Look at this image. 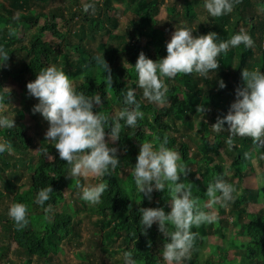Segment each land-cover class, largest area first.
Listing matches in <instances>:
<instances>
[{
  "label": "trees",
  "instance_id": "obj_1",
  "mask_svg": "<svg viewBox=\"0 0 264 264\" xmlns=\"http://www.w3.org/2000/svg\"><path fill=\"white\" fill-rule=\"evenodd\" d=\"M2 0L0 1V46L7 47L8 36L16 40V34L20 38H26L27 43L20 45L17 49H5L8 53L6 61L0 63V77L10 76L13 80L26 85L27 82L35 79V74L41 68L55 64L63 67V70L73 81L77 90L86 94L99 92L102 98V105L106 104L109 97L117 109L121 107V90L128 87L135 89L136 99L140 101L143 118L138 119L135 128H127L122 124L120 138L115 145L117 148L118 165L110 175L104 176V182L108 187L101 197V202L94 204L93 214L96 219L92 226L99 236L101 246L110 245L122 247L121 253L125 250L132 253L135 264H164L160 255L163 237L157 230L154 223L142 234L138 227L139 207H162L167 213L169 211L166 190L151 193V200L144 198L136 190L132 179L131 170L127 171L125 179L119 177L124 168H131L136 162L139 144L145 141L158 143L155 137L167 136L168 147L175 146L181 153V162L186 167V172L180 177L186 185L193 188V194L201 198V203L206 204L209 199L205 189L210 181L216 176L222 175L229 182V177H236L239 180L253 173V166L247 161L250 153L254 152L257 161L261 162L264 172V145L258 147L249 137H234V146L229 149L224 143L227 133H213L209 128L217 117L214 111L221 112L223 117L229 110L230 104L235 99V90L243 86L241 69L259 68L264 73V14L252 13L251 0H239L234 4L231 12L213 17L204 11L200 15L194 13L192 0H172L166 6L168 12L167 29L175 30V27L190 26L194 24L193 35L205 34L209 31L217 33L218 40L229 39L242 26L252 37L254 44L245 47L243 44L230 47L226 52L218 55V68L210 71L207 78L196 73H177L174 77H164L168 84L165 93L166 104L148 102L142 96V89L136 84V74L133 68L138 53L144 54L153 59L162 58L166 55V42L164 31L159 30L155 20V11L160 4L157 0H98L95 1L99 12L96 17L83 15V22L71 33L75 43L70 45L67 37L57 29L56 19L66 20L63 6H53L45 10V7L54 0ZM103 4H102V2ZM113 2L126 3L133 9L134 16L127 21L126 30L119 35L117 18L110 14L113 10ZM100 3V4H99ZM34 7V10H31ZM179 7V9H178ZM81 11V9H79ZM34 11L33 13H31ZM103 15V17H102ZM70 17L76 18L75 13ZM43 19L42 22H39ZM185 21V24L182 21ZM172 22V23H169ZM175 23L176 26H173ZM192 27V26H191ZM10 28L14 32L10 34ZM26 29V33H18L17 29ZM260 32V34L258 33ZM51 34L60 43L55 46L53 42L45 39L46 34ZM3 34V36H2ZM106 36L110 42L109 46L102 48L103 44L93 45L96 36ZM115 39V41H114ZM20 53V59L12 63V55ZM102 53L107 61L112 75L111 88L107 87L104 75L98 65L92 62V58ZM4 63V65H3ZM217 80H222L224 88H219ZM3 80L0 79V88H4ZM0 93L7 95L6 89H0ZM12 90L4 104L9 102ZM35 102L27 103L34 105ZM203 104L208 111L204 113L203 119L198 117L197 128L188 138L194 140L200 138L196 150L191 152L190 145L183 136L177 137L180 129H192V118L197 105ZM32 108V107H31ZM30 108V109H31ZM94 107V111H99ZM110 116L115 113L112 110L103 108ZM211 113V114H210ZM22 110L18 111V117L13 130L0 129V136L10 140L12 149L26 151L33 145V136L29 135V128L21 123ZM227 129V125H224ZM34 129V127H33ZM107 132V129L105 130ZM201 134V135H200ZM192 135V136H190ZM200 135V136H199ZM212 135V140L208 138ZM184 136V137H185ZM107 140V136L105 137ZM44 144V142L42 143ZM49 153L54 157L49 161L46 157L38 154L35 157L34 166L30 167L28 184L25 189L14 186L13 194L7 195L5 189L8 185L7 168L10 165L15 167V159H12L9 152L0 153V237L8 238L15 244V251L18 255L25 257L22 264H31L33 259L45 260V264L53 261L52 252L57 244L71 237H78L77 225L74 218L68 211H58V207L64 199V190L76 188L74 178L67 177L69 167L66 162L58 157L54 147L49 143ZM247 154V155H245ZM224 156L229 163L220 164L216 160ZM31 160V159H30ZM8 161H13L8 163ZM220 164V165H217ZM194 166L198 177L191 174L189 167ZM10 180V179H9ZM179 182V181H178ZM49 184L53 193L45 205H50V211L46 214L44 206L37 205L35 194L38 188ZM230 183V182H229ZM13 201H23L28 206V224L23 229L14 227L13 220L8 216V208H1L4 198ZM254 202L264 204V184L256 190L243 189V193L236 196L229 204L230 213L236 216V223L231 226L234 236L230 243L236 248L235 258L228 259L226 251H221L216 246H211L212 252H219L220 261L204 260L198 262L200 250L208 235L221 234L222 219L225 215L224 208L215 206L218 211V220L213 224L204 223L200 226H193L191 231L196 233L191 249L190 258L184 264H264V213H247L240 204ZM215 226V228L213 227ZM245 238L240 240L238 238ZM11 245V243H10ZM0 260L9 253V245H0ZM224 253H223V252ZM91 264V263H89Z\"/></svg>",
  "mask_w": 264,
  "mask_h": 264
},
{
  "label": "clouds",
  "instance_id": "obj_2",
  "mask_svg": "<svg viewBox=\"0 0 264 264\" xmlns=\"http://www.w3.org/2000/svg\"><path fill=\"white\" fill-rule=\"evenodd\" d=\"M239 0H204L203 7L213 17L225 15L232 11ZM85 13L96 11L94 0L82 4ZM10 34L14 29L10 28ZM193 29L187 26L175 27L169 41L166 43V55L157 60L148 58L143 51L138 53L133 68L136 74V84L142 89V96L148 102L164 104L167 102L165 93L168 84L164 77L172 78L177 73H196L207 78L210 71L218 68V55L230 47L243 44L251 47L254 41L250 34L241 27L229 39L218 40L217 33L209 31L205 34L193 35ZM8 53L0 46V63L6 61ZM92 62L102 70L107 87L111 88L112 75L107 61L102 53L94 56ZM243 86L235 90V99L230 104L228 112L223 117H217L209 127L213 133H227L224 143L231 149L234 137H249L258 146L264 145V73L259 68L241 69ZM219 88H224L222 80H217ZM27 94L36 98L37 103L31 111L39 113L47 121L48 127L44 133L45 142L35 152L52 161L48 144L55 148L58 157L69 167L67 177L90 176L103 178L110 175L118 165L117 148L109 146L110 142L120 138L122 124L127 128H135L138 119L143 118L140 101L136 99L135 89H122L121 107L114 115L103 111L102 98L99 92L86 94L77 90L72 79L55 64L41 68L35 74V79L26 83ZM6 89L7 95L0 93V107L5 103L11 89ZM99 108V111H94ZM208 109L197 105L195 113L203 119ZM14 115H6L0 111V129L14 127ZM224 125H227L225 129ZM107 129V132L105 131ZM107 136V140L105 137ZM158 143L145 141L139 144L136 162L132 166L131 175L136 190L144 198L151 200L153 190H166L169 197V211L162 207H139L138 227L142 234L155 223L163 239L160 255L166 264H184L190 258L196 233L193 226L204 223H214L218 220L220 208L228 207L234 200L236 187L227 182L222 175L210 181L204 194L209 198L206 204L193 194V188L186 185L180 177L185 174L186 167L181 162L180 151L168 147V139L155 137ZM11 152L10 140L0 136V153ZM247 155V154H245ZM179 181V182H178ZM80 189L81 199L98 204L107 190L103 179L97 183H81L76 179ZM53 193L47 183L38 188L35 203L44 206V212L50 211V205H45ZM28 206L23 202L13 201L8 208V216L13 220L14 227L23 229L28 224ZM124 264H135L132 253L125 250Z\"/></svg>",
  "mask_w": 264,
  "mask_h": 264
},
{
  "label": "rangeland",
  "instance_id": "obj_3",
  "mask_svg": "<svg viewBox=\"0 0 264 264\" xmlns=\"http://www.w3.org/2000/svg\"><path fill=\"white\" fill-rule=\"evenodd\" d=\"M2 1V0H0ZM5 4L7 5V2L3 0ZM98 1V0H94ZM160 2L156 9L155 13V20L157 21V26L159 30L164 31V39L167 43L171 37V34L174 30L167 29V21H168V12L166 11L167 4L171 2L172 0H157ZM194 1L192 6L194 8V13L200 15L206 9L203 7L204 0H192ZM88 2V0H54L50 2L46 7L45 10H47L49 7L53 6H63V8H66L67 10L64 12L66 15V20L62 21L61 19H56L57 23V29L59 32L64 34V36L67 37L68 41H70V45H73L75 43L74 36L67 33L68 30H71V33L74 32L75 29H77L78 25L83 22V15L87 14L89 16L96 17L98 12L100 11L99 8H97L96 3V11L94 14L91 12L85 13L82 10V4ZM102 2V1H101ZM252 2V13L254 16L257 14H264V0H251ZM100 4V3H99ZM103 4V2H102ZM113 10L110 11V14L117 18V21L119 23V29L116 31L119 35H121L127 28V21L128 19L133 18L135 15L133 12V9L128 7V2L126 3H118L113 2L112 3ZM81 9V11L79 10ZM179 9V7H178ZM34 10V7L31 9ZM32 11L31 13H33ZM75 13L76 18L70 17V13ZM103 17V15H102ZM43 19H40L39 22H42ZM172 23V22H169ZM182 23L185 24V21L183 20ZM173 26H176L175 23H173ZM192 26V27H191ZM190 28L195 29L196 27L194 24L188 26ZM244 28V26H242ZM245 29V28H244ZM18 33H26V29L18 28ZM260 34V32H258ZM27 34V33H26ZM25 34V35H26ZM24 35V36H25ZM3 36V34H2ZM20 38L21 40L18 41L19 36L16 34V40H12L11 36H8V40L4 41V43H7V47L5 49H17L20 45H23L27 43L26 38ZM263 36V48H264V32L262 34ZM18 38V39H17ZM45 39L48 41L53 42L55 46H57L58 43L60 45L62 44L59 42L57 38H54L51 34H46ZM115 41V39H114ZM100 43L103 44L102 48L105 46H109L110 42L108 40V37L106 36H96L95 41L93 42V45H99ZM264 50V49H263ZM20 53H17L15 50V53L12 55V63L17 62ZM4 65V63H3ZM1 80H3L4 86L8 87L12 90V95L10 96V100L7 104H3L2 107H0V111H2L6 115H14L13 119H17L18 117V111L22 110L24 115L21 119V123L25 124L29 128V135H32L33 132H36L33 136V145L28 148V150L24 151L21 147H18V149H12L11 152H9L12 159H15V167L12 166L10 163V168H7V177H8V185L5 189V192L7 195L11 196L13 194L12 189L14 186L20 187V189H25L28 184V176L30 171V167L34 166L35 164V157L37 155V150L43 142H45L44 133L48 127L47 121H45L39 113H33L31 111L32 105H27V103L35 102L36 98L31 97L27 94L26 87L23 83H19L15 80H13L10 76L6 77H0ZM168 104V103H167ZM166 103L162 105H167ZM105 109L112 110L113 113L117 111V106L114 105L112 99L109 97V100L106 104L103 105ZM31 108V109H30ZM211 114V113H210ZM215 117H220L221 112L214 111ZM199 115L196 114L192 118L193 128L190 130L187 128L180 129V132L176 133V136L180 137V140H184L190 145L191 152L196 150V145L200 142L199 137H195L194 140L189 139V136H185L187 134L192 133L197 128V119ZM16 124H14L13 128H10V130H13L15 128ZM34 127V129H33ZM5 130V129H3ZM201 135V134H200ZM199 135V136H200ZM185 136V137H184ZM192 136V135H190ZM209 140H212V135L208 138ZM112 145H115L116 141L110 142ZM31 159V160H30ZM221 165L229 163V159L222 156L219 157V159L216 160ZM247 161L251 163L253 166V173L245 176L243 179L239 180L236 177H229L228 180L231 184H233L237 191L234 193V200L236 199V196L243 193V189H251L256 190L260 186L264 184V172L262 170L263 166L261 167V162L257 161L255 153L252 152L248 155ZM217 164V165H220ZM264 165V164H263ZM131 168H124L121 173L119 174V177L122 179H125L127 175V171H130ZM189 170L191 174H194L195 177L197 176L195 165L190 166ZM10 179V180H9ZM80 179L81 183H97L100 182L101 178H97L94 176H90L87 179L82 177H76L74 178ZM64 199L61 202V204L58 207V211L66 210L72 217L74 218V222L77 225L78 229V237L74 236L71 237L69 240H63L59 242L57 245V248L55 251L52 252L53 261L51 264H124V258L121 253L122 247H118L117 243H115L116 246L110 245L107 246H101L99 236L95 233V228L92 226V222L95 221L96 216L93 214V208L94 204H90L84 200L81 199L80 196V189L74 188L72 190H64L63 192ZM232 200V201H234ZM10 204V198H4L1 202V208H5L9 206ZM241 207L245 209L247 213H264V204L263 203H254V202H244L240 204ZM230 207L229 204L228 207L224 208L225 215L221 216L222 219V229L221 234L215 233L213 235H208L205 239V242L203 243V246L200 250L199 259L198 262L202 263L204 260H211L219 262V252L223 250V248L228 247V250L226 251V257L230 260L235 258L238 260V255H236V248H234L233 244L230 243V239L234 236L233 229L231 228L232 225L236 223V216L234 214L230 213ZM213 224V223H212ZM215 228V226L213 225ZM238 238V237H237ZM240 240H245V238H238ZM7 244L9 245V253L0 260V264H22L25 257L22 255H18L15 251V244H13L10 239L8 238H2L0 237V245L1 244ZM11 243V245H10ZM211 246H216L219 250H217L215 253L212 252L213 249H211ZM223 252V251H222ZM2 252L0 251V254ZM224 253V252H223ZM45 260H38L36 258L33 259V262L31 264H45ZM163 263L166 264V262L163 260Z\"/></svg>",
  "mask_w": 264,
  "mask_h": 264
}]
</instances>
